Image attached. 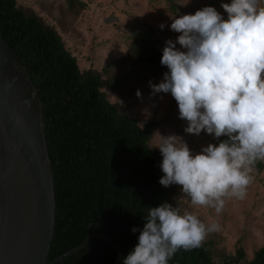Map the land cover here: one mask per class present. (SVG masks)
<instances>
[{
  "label": "trees",
  "instance_id": "1",
  "mask_svg": "<svg viewBox=\"0 0 264 264\" xmlns=\"http://www.w3.org/2000/svg\"><path fill=\"white\" fill-rule=\"evenodd\" d=\"M68 1L73 10L77 0ZM77 5L79 11L86 8L81 1ZM170 8L176 13L173 5ZM0 33L26 68L43 104L56 213L48 263L88 236L103 235L120 247L118 264H123L139 242L149 208L170 203L159 182L163 157L151 145L152 134L163 121L139 126L136 119L119 113L102 90L127 97L131 85L161 78L168 71L161 64L164 44L151 28L132 31L124 55L98 74L80 71L54 28L36 14L27 15L16 0H0ZM226 139L212 142L218 146ZM263 169L264 162H258L252 170ZM117 257L112 244L94 238L58 264H114ZM244 257L238 249L234 256L214 262L203 244L178 251L169 264H239ZM248 264H264V245Z\"/></svg>",
  "mask_w": 264,
  "mask_h": 264
},
{
  "label": "clouds",
  "instance_id": "2",
  "mask_svg": "<svg viewBox=\"0 0 264 264\" xmlns=\"http://www.w3.org/2000/svg\"><path fill=\"white\" fill-rule=\"evenodd\" d=\"M222 8L227 19L214 7L172 17L171 30L180 35L163 49L161 64L168 71L161 83L150 82L153 94L171 93L186 133L228 137L197 154L176 135H160L156 146L163 157L160 184L182 186L192 206L217 213L225 198L246 196L250 172L264 162V6L261 0H231ZM145 220L123 264H169L178 251L202 247L219 228L206 225L180 201L149 208Z\"/></svg>",
  "mask_w": 264,
  "mask_h": 264
},
{
  "label": "rangeland",
  "instance_id": "3",
  "mask_svg": "<svg viewBox=\"0 0 264 264\" xmlns=\"http://www.w3.org/2000/svg\"><path fill=\"white\" fill-rule=\"evenodd\" d=\"M16 1L17 7L27 15L36 14L54 28L67 50L76 58L80 71L98 74L124 55L132 31L151 28L156 39L165 47L169 39L176 42L180 35L171 30L172 17L195 14L204 7H214L227 19L222 4L231 3V0H77L72 10L68 0ZM78 1L86 5L84 11H79ZM171 5L176 13L170 8ZM261 6H264V0H261ZM161 24L165 25L163 30ZM176 47L186 51L178 43ZM163 76L148 79L138 86L131 85V93L127 97L107 88L102 91L106 93L108 101L117 106L119 113L136 119L139 126L150 120L163 121L152 134L153 148L159 149L156 146L161 141L160 135H176L188 144L193 154L200 153L204 147L213 144L215 136L206 131L199 135L185 132L187 122L179 118L178 104L171 93L153 94L150 87V82L161 83ZM138 90L140 97L137 96ZM250 176L252 182L247 187L246 196L243 199L225 198V206L220 213L212 207L192 206L187 198H183L182 186L165 187L174 207L180 201L206 225L219 226L217 231L208 234L203 243L209 247L214 262H222L225 257H232L238 249H242L245 257L239 264H248L253 253L264 245V169L260 173L252 170Z\"/></svg>",
  "mask_w": 264,
  "mask_h": 264
},
{
  "label": "water",
  "instance_id": "4",
  "mask_svg": "<svg viewBox=\"0 0 264 264\" xmlns=\"http://www.w3.org/2000/svg\"><path fill=\"white\" fill-rule=\"evenodd\" d=\"M55 192L43 104L26 68L0 33V264H58L94 238L48 263Z\"/></svg>",
  "mask_w": 264,
  "mask_h": 264
}]
</instances>
